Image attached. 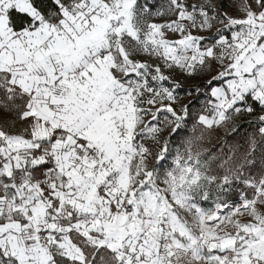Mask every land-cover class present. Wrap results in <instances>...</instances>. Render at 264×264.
<instances>
[{
  "label": "rangeland",
  "instance_id": "374dc122",
  "mask_svg": "<svg viewBox=\"0 0 264 264\" xmlns=\"http://www.w3.org/2000/svg\"><path fill=\"white\" fill-rule=\"evenodd\" d=\"M262 3L78 0L70 5L76 10L104 9L111 36H122L138 123L126 136L106 141L107 147L82 139L80 153L87 161L78 169L83 181L76 189L91 199H80V205L94 203L105 223L90 232H83L82 225L81 231L66 226L71 221L86 224L89 217L72 216L70 208L60 204L53 188H63L61 173L46 171L36 180L42 174L32 168L51 156L21 147L11 153L16 168L5 174L7 158L0 154V218L24 225L0 231V254L18 264H55L54 254L84 263L82 242L92 248L104 244L113 252L103 253L97 264H162L157 240L143 238L151 232L139 222L147 221L159 240L171 232L183 243L203 240L217 246L225 251L228 264H264V178L237 173L234 142L227 141L241 107L222 112L225 119L213 126L200 127L191 119L198 116L202 122L219 115L211 92L263 40ZM31 6L30 0H0V18L13 8L34 14ZM130 28L137 40L129 37ZM251 109L247 105L246 110ZM252 120L264 131V111ZM43 148L48 149V143ZM234 183L243 185L236 201ZM29 184L34 186L31 191L25 187ZM252 188L256 194L248 198ZM38 193L50 201L41 214L32 215L29 207L36 204L32 199ZM218 208L220 216L210 221ZM0 264L12 262L0 257Z\"/></svg>",
  "mask_w": 264,
  "mask_h": 264
},
{
  "label": "crops",
  "instance_id": "0c3cea01",
  "mask_svg": "<svg viewBox=\"0 0 264 264\" xmlns=\"http://www.w3.org/2000/svg\"><path fill=\"white\" fill-rule=\"evenodd\" d=\"M31 9L34 14L25 13L38 24L20 31L11 27L8 12L0 18V85L26 94L28 110L24 116L35 117L30 137L7 132L0 126V154L7 158L2 169L9 174L16 168L11 153L21 147L35 149L34 154L44 158L51 156L52 161H42L32 168V172L42 174L36 180L43 179L46 171L61 173L65 180L63 188H53L60 204L67 205L72 216L86 213L89 217L86 224L71 221L66 226L70 230H80L82 225L83 232L101 229L105 223L100 217L104 214L98 212V207L91 202L80 205V199H91L76 189L83 181L78 169L87 161L80 150L85 147L82 139L107 147L106 141L110 143L116 137L126 136L128 129L135 128L138 123L132 85L127 77V49L121 42L122 36H111L110 17L104 9L64 7L57 23L43 20L33 6ZM128 33L132 40L138 39L134 28ZM211 95L214 107L220 111L218 116L206 121L199 122L198 118V122L206 126L224 120L222 112L233 107L234 111L238 107L243 110L240 104L247 96L264 107V38L252 47L241 64L234 67L230 77L212 90ZM45 143H48L46 150L43 148ZM43 164L48 168L36 169ZM25 187L30 190L34 186ZM33 197L36 204L29 207L32 215L41 214L50 200L42 199L44 195L39 193ZM144 223L149 226L151 235L145 234L143 238L146 242L157 240L162 253L156 228L150 226V222ZM23 226L21 222L1 219L0 231ZM134 226L144 233L139 225ZM169 235L175 237L174 233L168 232Z\"/></svg>",
  "mask_w": 264,
  "mask_h": 264
},
{
  "label": "trees",
  "instance_id": "16d2710c",
  "mask_svg": "<svg viewBox=\"0 0 264 264\" xmlns=\"http://www.w3.org/2000/svg\"><path fill=\"white\" fill-rule=\"evenodd\" d=\"M32 6L39 12L43 20L51 23H57L62 18V9L69 7L78 0H30ZM239 1V0H238ZM264 5V0H262ZM8 17L11 27L15 31H20L33 24L34 19L25 12L18 11L13 8L8 11ZM217 82L215 85H220ZM214 86V85H212ZM251 105V112L246 110L247 105ZM243 110L239 111V120L234 127V132L227 136L228 143L234 142V156L237 157L234 163L237 173L246 172L248 176L254 177V180L264 178V131L262 126L256 121L252 120L253 115H258L264 111V108L250 96L240 104ZM28 97L26 94L20 92L18 89L9 90L6 86L0 85V126L7 132L21 134L25 137L31 136L32 127L35 123L33 115L24 116L28 110ZM192 119L193 123L202 126L198 122V116ZM48 168L47 164L37 167V170H44ZM241 183H234V201L238 200L241 195ZM256 194V189L252 188L246 196L253 198ZM1 222V219H0ZM84 240V239H83ZM85 241V240H84ZM78 243L76 239L74 241ZM79 244V243H78ZM86 252V261L84 263L70 260L62 255L54 254L55 264H97L103 253L113 255L106 247L92 248L88 244L80 242L79 244ZM87 247H90L87 249ZM3 260L11 261L12 264L18 262L10 257H5L0 254Z\"/></svg>",
  "mask_w": 264,
  "mask_h": 264
},
{
  "label": "built area",
  "instance_id": "2783aa9c",
  "mask_svg": "<svg viewBox=\"0 0 264 264\" xmlns=\"http://www.w3.org/2000/svg\"><path fill=\"white\" fill-rule=\"evenodd\" d=\"M140 225L150 231L146 224L140 222ZM159 244L164 264H228L222 249L203 240L183 243L169 235L159 240Z\"/></svg>",
  "mask_w": 264,
  "mask_h": 264
},
{
  "label": "bare ground",
  "instance_id": "6f19581e",
  "mask_svg": "<svg viewBox=\"0 0 264 264\" xmlns=\"http://www.w3.org/2000/svg\"><path fill=\"white\" fill-rule=\"evenodd\" d=\"M220 210H221V208L215 209L213 211V213L211 214L209 220L211 221V220L216 219L217 217H219L220 216V214H219Z\"/></svg>",
  "mask_w": 264,
  "mask_h": 264
}]
</instances>
